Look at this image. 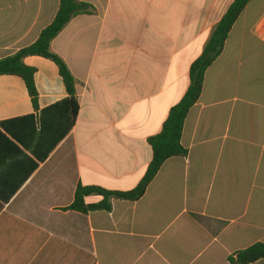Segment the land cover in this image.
Segmentation results:
<instances>
[{
	"label": "crops",
	"instance_id": "0c3cea01",
	"mask_svg": "<svg viewBox=\"0 0 264 264\" xmlns=\"http://www.w3.org/2000/svg\"><path fill=\"white\" fill-rule=\"evenodd\" d=\"M52 51L77 80L72 121L57 65L29 56L0 76V264H231L264 244V0H251L166 161L137 202L71 209L77 189L133 190L190 87V69L235 0H78ZM60 0H0V59L34 44ZM103 197L90 195L86 204ZM254 264H264L261 260Z\"/></svg>",
	"mask_w": 264,
	"mask_h": 264
},
{
	"label": "trees",
	"instance_id": "16d2710c",
	"mask_svg": "<svg viewBox=\"0 0 264 264\" xmlns=\"http://www.w3.org/2000/svg\"><path fill=\"white\" fill-rule=\"evenodd\" d=\"M250 2L251 0H235L231 4L214 29L203 54L192 64L188 91L180 103L171 109L161 133L149 138L148 142L153 151V159L138 186L133 190L121 192L109 191L98 186L85 187L80 185L77 189L75 202L71 206L72 210L84 214L92 211H111V201L113 199L130 202L140 201L166 161L174 157L188 156V150L182 145V136L188 114L201 98L207 71L224 52L226 42L234 25ZM91 14H93V7L90 4L79 2L78 0H60V8L54 21L41 33L34 44L20 50L13 56L0 59V76L21 77L26 83L36 110L39 109V93L35 81L36 69L24 63V59L29 56L43 57L57 65L69 95L66 103L71 107L72 121L73 123L76 121L80 111L77 80L66 62L52 51V42L73 18L79 15ZM90 195L101 196L103 200L98 204L88 205L85 198ZM228 260L231 264H254L264 260V244H254L230 256Z\"/></svg>",
	"mask_w": 264,
	"mask_h": 264
}]
</instances>
